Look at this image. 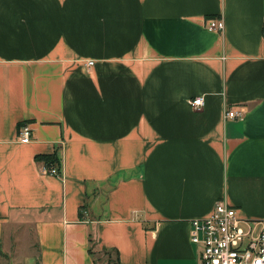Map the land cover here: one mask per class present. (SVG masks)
Here are the masks:
<instances>
[{
  "label": "crops",
  "instance_id": "1",
  "mask_svg": "<svg viewBox=\"0 0 264 264\" xmlns=\"http://www.w3.org/2000/svg\"><path fill=\"white\" fill-rule=\"evenodd\" d=\"M263 31L264 0H0V264H201L189 219L264 218Z\"/></svg>",
  "mask_w": 264,
  "mask_h": 264
},
{
  "label": "built area",
  "instance_id": "2",
  "mask_svg": "<svg viewBox=\"0 0 264 264\" xmlns=\"http://www.w3.org/2000/svg\"><path fill=\"white\" fill-rule=\"evenodd\" d=\"M204 24L208 30H221L223 27L220 18H207ZM187 104L198 109L204 104L203 96H193L187 99ZM241 113V110H228L224 116L236 118ZM29 131L26 124L19 127L20 142L28 141ZM42 171L56 174L54 167L45 165ZM188 222L189 240L200 246L201 264H264V218L239 217L234 207L217 200L207 215L191 218Z\"/></svg>",
  "mask_w": 264,
  "mask_h": 264
},
{
  "label": "trees",
  "instance_id": "3",
  "mask_svg": "<svg viewBox=\"0 0 264 264\" xmlns=\"http://www.w3.org/2000/svg\"><path fill=\"white\" fill-rule=\"evenodd\" d=\"M41 160H42V162H44L43 164L45 166H47V167H50V165H51L50 163H52V164H56L57 163V159L53 155L50 156V157H45L44 159L41 158ZM90 254H92L91 251H90ZM93 261L96 262L97 260L94 259ZM114 261L116 262L117 261V258H115Z\"/></svg>",
  "mask_w": 264,
  "mask_h": 264
},
{
  "label": "rangeland",
  "instance_id": "4",
  "mask_svg": "<svg viewBox=\"0 0 264 264\" xmlns=\"http://www.w3.org/2000/svg\"><path fill=\"white\" fill-rule=\"evenodd\" d=\"M104 254H106V253H104ZM96 259L102 263L110 261V263H106V264H114V256L111 254H108V253H107V255H104V256H98V257H96Z\"/></svg>",
  "mask_w": 264,
  "mask_h": 264
}]
</instances>
